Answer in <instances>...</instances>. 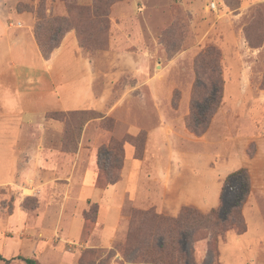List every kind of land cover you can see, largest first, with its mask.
<instances>
[{
  "label": "rangeland",
  "instance_id": "obj_1",
  "mask_svg": "<svg viewBox=\"0 0 264 264\" xmlns=\"http://www.w3.org/2000/svg\"><path fill=\"white\" fill-rule=\"evenodd\" d=\"M211 1L114 0L101 44L83 47L93 58L96 91L108 96L106 110H78L87 113L84 125L71 114L74 110L68 115H64L68 111L50 112L45 122L48 135L39 143L50 148L42 158V168L59 162V168L64 166L71 172L84 134L87 146L93 144L96 134L100 135V151L111 139L122 141L129 135L137 137V145L142 146L148 129L158 125V116H164L166 139L160 146L158 163L165 179L160 177L159 182L145 178L137 201L127 196L115 233V216L119 212L112 202L114 189L99 195L85 188L83 197L90 195L96 202L85 207L80 202L82 165L78 166L73 184L68 181L69 186L60 181L38 188L30 180L21 188L1 186L0 255L6 259L19 255L35 258L40 264H264V139L259 140L261 162L255 165V175L261 178L256 181L257 189L249 170L257 151L255 137L264 136V0H215L216 10L209 9ZM92 2L0 0V26L10 28V22L17 25L18 20L26 24V17L11 11L14 7L34 19L35 32L40 12L46 10L50 17L68 16L67 3L86 6ZM247 27L252 40L260 46L250 44ZM209 46L222 54L224 93L208 131L198 136L188 128L187 121L195 89V59ZM29 58H34L31 52ZM116 102L120 106L110 111ZM128 117L139 129L129 126ZM6 131L1 135L9 139H0L4 150L0 166L4 167L10 164L15 128ZM35 143L28 137L23 146L30 148ZM133 151V146L127 144L128 164ZM81 156L86 159L89 151L83 149ZM152 160L149 155V172L154 166ZM130 167L135 173L138 165ZM242 167L248 168L251 177V193L243 207L248 229L242 235L234 229L223 234L215 245L216 258L210 252L212 238L206 230L182 243L186 252L183 261L175 254L161 261L156 250L144 248L145 238L142 246L136 242L138 233H148V227L153 225H142L141 215L133 217L136 211L152 210L174 218L186 206L209 213L224 203L225 216L240 195L239 178H228ZM30 174L38 177L33 169ZM122 174L123 168L121 178ZM42 176L39 175L41 179ZM131 185L132 192L134 180ZM99 211L103 230L98 224ZM86 212L92 218L97 216L96 222L85 220L84 231L78 235L80 222H84L78 220L72 234L68 233L69 222L82 215L85 219ZM0 264L26 263L15 259L0 260Z\"/></svg>",
  "mask_w": 264,
  "mask_h": 264
},
{
  "label": "crops",
  "instance_id": "obj_2",
  "mask_svg": "<svg viewBox=\"0 0 264 264\" xmlns=\"http://www.w3.org/2000/svg\"><path fill=\"white\" fill-rule=\"evenodd\" d=\"M11 11H16L19 17H26V24L18 20L17 25L14 22H10V28L0 26V139H9L8 136L2 137L1 133L15 128L14 141L10 146L12 151L10 164H6V167L4 165L0 166V187L11 185L21 188L25 187L24 185L28 180L34 186H38V188L40 186L43 187V185L49 186L51 183L59 184L60 181H66L67 184L65 185L69 186V183L73 184L74 182L78 166L82 165L83 169L81 170L79 182L82 189L80 202H83L85 207L96 203L95 199H92L90 195L83 197L85 188L90 187L93 189V193L98 192L99 195L100 193L104 195L111 187L114 189V193H111L112 202L113 205L115 204V211L119 212L115 216V233L119 227L121 213H123L127 196L130 195L131 198H134L133 200L137 201V197L142 193L141 182L143 179L148 178L149 181L157 180L161 182L160 177L164 179L166 177L164 170L160 169L158 163L160 146L166 139V134L163 132L166 120L164 116H158V125L148 129L143 157H135V148L132 145L134 148L132 162L128 164L125 157L122 178L117 183L106 188L97 185L99 175L98 151L101 147L97 142L100 137L98 134L94 136L91 142L93 144L88 146L85 143L86 134L83 135L79 153L73 158L74 162L70 168L71 172H68L67 167L64 168V166L59 168V162L57 164H47L45 168H42V158L50 152L47 150L50 148L39 144L48 135H45L48 130L45 127L47 113L87 109L105 111L108 96L105 93L96 91L97 73L94 68L93 58L80 45L75 30L69 31L64 36L61 45L54 50L49 59H46L35 36L34 19L26 15L27 13L25 12H19L16 7ZM30 52L34 55L33 59L29 58ZM119 106L120 102H116L110 107V111L117 110ZM126 122L130 127L135 126L136 129H139L137 125L132 123V118L128 117ZM28 137L36 142L30 148L23 146V142ZM255 139L257 151L252 159V164L249 165V170L252 175L253 187L257 189L258 184L256 181L259 180L260 175H255V165L259 161L261 162V143L259 144V140L264 139V136L258 135ZM51 149L58 152L55 147H51ZM83 149L89 151V157L86 159H82L81 156ZM3 152L4 150L0 148V157L4 155ZM149 155H151V158L153 157L152 163L154 161L153 171L150 170V172L147 163ZM59 157L62 160L64 159L62 154ZM66 161H69V159L67 158ZM134 165H138L135 173L133 168L130 167ZM30 168L35 170L36 174L38 173V177L30 174ZM43 173L44 175L42 176ZM55 173H59V175L53 176ZM39 175L40 177L42 176V179ZM69 180L71 182L68 183ZM132 180H134L135 185L131 192ZM147 198H149L148 195ZM81 219L84 222H80L81 227L78 235L82 234L86 226L83 215L77 216L69 222L68 229L70 232L68 233L72 234L76 221ZM99 220L100 211L98 224L103 230L104 224L99 222Z\"/></svg>",
  "mask_w": 264,
  "mask_h": 264
},
{
  "label": "trees",
  "instance_id": "obj_3",
  "mask_svg": "<svg viewBox=\"0 0 264 264\" xmlns=\"http://www.w3.org/2000/svg\"><path fill=\"white\" fill-rule=\"evenodd\" d=\"M113 3L114 0H93L91 5L86 6L67 3L68 16L50 17L46 10L40 12L35 25V36L43 56L49 59L54 50L61 45L64 36L71 30L76 31L82 47L92 48L91 43L96 47L99 46L102 42L101 36L109 28L110 7ZM245 32L250 44L256 47L261 45V43H255L252 40L248 27ZM221 60V52L213 46L207 47L195 59L196 81L187 124L188 128L198 136L208 131L214 115L222 104L225 81ZM71 112L78 120L83 121L80 124L87 121L85 111L74 110ZM68 114L69 111L64 115ZM47 116H50V112L47 113ZM137 141V137L133 135L127 136L122 141L114 138L102 151H98L97 185L99 187L106 188L121 179L120 170L124 166L126 144L134 146L136 158L143 156L145 144L138 146ZM234 177L240 180V195L228 208L225 216H222L224 203L219 209H212L209 213H202L194 207L186 206L174 218L160 215L152 210L136 211L133 217L141 215L142 225L146 223L147 226L151 223L154 225L148 227V233L140 231L136 242L142 246V239L145 238L144 248L156 250L158 254H161V261L164 259L163 257H171L173 254L178 260L183 261L186 252L182 249V243L193 237L195 233L206 230L212 238L210 252L213 258H216L218 252L215 245L223 234L234 229L239 235H242L248 229L243 214L244 204L251 193V177L248 168L242 167L232 172L228 180ZM96 212H98V206ZM96 219L97 216L92 218L88 212L85 213L87 222L95 223ZM15 259L22 260L26 264H40V261L35 258L16 256L6 259L0 255V260Z\"/></svg>",
  "mask_w": 264,
  "mask_h": 264
},
{
  "label": "built area",
  "instance_id": "obj_4",
  "mask_svg": "<svg viewBox=\"0 0 264 264\" xmlns=\"http://www.w3.org/2000/svg\"><path fill=\"white\" fill-rule=\"evenodd\" d=\"M209 8L211 10H216L218 8L217 2L215 0H212L209 4Z\"/></svg>",
  "mask_w": 264,
  "mask_h": 264
}]
</instances>
